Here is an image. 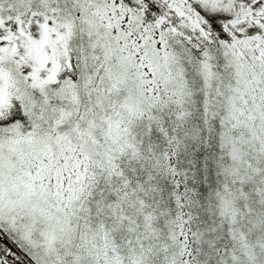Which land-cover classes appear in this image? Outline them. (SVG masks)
<instances>
[{"label": "snow or ice", "instance_id": "6c2138e0", "mask_svg": "<svg viewBox=\"0 0 264 264\" xmlns=\"http://www.w3.org/2000/svg\"><path fill=\"white\" fill-rule=\"evenodd\" d=\"M0 264H264V0H0Z\"/></svg>", "mask_w": 264, "mask_h": 264}]
</instances>
